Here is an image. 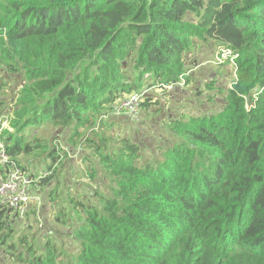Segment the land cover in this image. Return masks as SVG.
<instances>
[{"label": "trees", "instance_id": "1", "mask_svg": "<svg viewBox=\"0 0 264 264\" xmlns=\"http://www.w3.org/2000/svg\"><path fill=\"white\" fill-rule=\"evenodd\" d=\"M204 48L231 66L204 81L219 107L166 119L151 157L119 138L114 105L190 85ZM8 103L0 140L41 164L53 217L41 231L35 208L0 207V264H264V0H0V116ZM73 157L83 178L62 184Z\"/></svg>", "mask_w": 264, "mask_h": 264}, {"label": "rangeland", "instance_id": "2", "mask_svg": "<svg viewBox=\"0 0 264 264\" xmlns=\"http://www.w3.org/2000/svg\"><path fill=\"white\" fill-rule=\"evenodd\" d=\"M226 59L227 54L219 55L218 51L214 52L210 48H204L203 52L199 54L198 60L200 62L196 67L194 66L196 80L193 83H191L190 85H186L185 82L182 81V84H180L179 87L174 88L175 90L171 91H163L161 90V88H159L160 91H154L153 89L148 90L149 88L147 87L144 88L146 89V93L150 94V98H154L156 101L159 102V104H155L154 106H152L151 110L143 109L139 104L133 106V108H124L119 112L113 114L115 115V117L113 116V119H115V121L119 123V125H116V131H114V133L117 134L119 138L126 137V135L132 138L140 136L142 139V145L147 144V147H151L150 149H148L150 151H147L149 153V156H154L152 155V152L157 151L156 146L162 143V140L163 142H167L169 140V135L168 137L166 135L167 127H165L164 125V121L166 119H169V117L173 115L176 116L179 113H190L192 115L201 112L208 113L211 109L213 110L219 107L220 96L217 95L218 92L209 91L204 86V81L209 80V78H211V74L213 73V69H215L214 67L216 66V64L218 65L219 63H223L222 65H225L224 63ZM230 67L231 66L227 65L222 67V71H224V74L223 77L220 78L221 82L229 81V77H227V72H230ZM20 82L21 81L18 77H15L13 79H7L4 81V83L7 84V87L5 86L2 91L7 95L13 96L15 100L17 96L16 91H18ZM198 87L200 88V93L197 91ZM209 95H213L212 101L209 99ZM14 108L15 106L12 103H8V106L4 107L5 110L0 116L2 120L0 122V127L2 129L9 127V120H7V115H11ZM47 130V134H43L44 132H41L40 134L42 135V137L47 138L49 140H53L55 137L57 138L61 133L57 129L53 128H51V131L49 130V128ZM107 130L108 129H106V131ZM110 133L111 131H108L107 135H109ZM142 152L144 151L142 150ZM74 161V157L69 158L66 162L63 163L62 166L60 165L57 175L60 176L59 180L62 184H66L71 180L72 183H75L78 180L81 181V179L83 178V173L85 172L84 170H86L85 163L80 161V163H75L72 165ZM30 170L35 171L36 173H41L42 166L38 161L33 159ZM32 193H34L33 195L35 196H38L39 194L35 192L34 188ZM41 195V198H39L38 200H33L28 207L36 209L38 216H35L36 219L40 221V226L42 227L39 229L41 231H44L43 219L46 220L47 216H49L50 218H52L53 216L49 212L50 209H47V205H49L47 201L48 195L46 193H43ZM51 207L53 208V206ZM53 209L54 211H56L55 208ZM62 238L63 242H67L68 239L65 236Z\"/></svg>", "mask_w": 264, "mask_h": 264}, {"label": "built area", "instance_id": "3", "mask_svg": "<svg viewBox=\"0 0 264 264\" xmlns=\"http://www.w3.org/2000/svg\"><path fill=\"white\" fill-rule=\"evenodd\" d=\"M168 88L174 87L168 86ZM145 94L146 89L120 101L114 105V114L124 108L129 109L139 105ZM35 176L24 170L19 161L9 155L6 144L0 140V207L14 209L23 215L29 204L40 198L32 194Z\"/></svg>", "mask_w": 264, "mask_h": 264}, {"label": "crops", "instance_id": "4", "mask_svg": "<svg viewBox=\"0 0 264 264\" xmlns=\"http://www.w3.org/2000/svg\"><path fill=\"white\" fill-rule=\"evenodd\" d=\"M29 172H31V173L34 174V175L37 174L35 171H31V170H29Z\"/></svg>", "mask_w": 264, "mask_h": 264}]
</instances>
